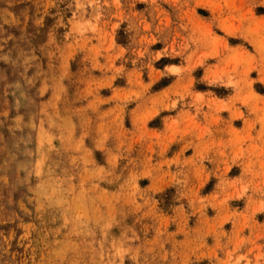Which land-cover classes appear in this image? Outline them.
Instances as JSON below:
<instances>
[{
    "label": "rangeland",
    "instance_id": "374dc122",
    "mask_svg": "<svg viewBox=\"0 0 264 264\" xmlns=\"http://www.w3.org/2000/svg\"><path fill=\"white\" fill-rule=\"evenodd\" d=\"M0 264H264V0H0Z\"/></svg>",
    "mask_w": 264,
    "mask_h": 264
}]
</instances>
